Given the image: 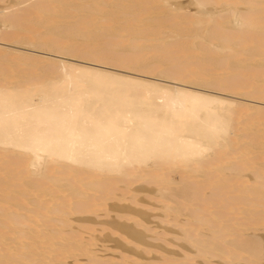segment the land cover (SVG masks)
Wrapping results in <instances>:
<instances>
[{"label":"bare ground","instance_id":"1","mask_svg":"<svg viewBox=\"0 0 264 264\" xmlns=\"http://www.w3.org/2000/svg\"><path fill=\"white\" fill-rule=\"evenodd\" d=\"M237 96L264 102V0H0V264H264Z\"/></svg>","mask_w":264,"mask_h":264},{"label":"rangeland","instance_id":"2","mask_svg":"<svg viewBox=\"0 0 264 264\" xmlns=\"http://www.w3.org/2000/svg\"><path fill=\"white\" fill-rule=\"evenodd\" d=\"M1 5H3V4H1ZM8 43H3V41H2V47H5L6 49H8V48H12L10 45H7ZM8 47V48H7ZM4 48V49H5ZM17 48V47H16ZM19 48H22V50L23 51H27V53H32L33 55H38V56H42V57H51V58H59V54H55V53H52V52H49V51H46V50H44V49H41V48H35V47H29V46H21V47H19ZM35 48V49H34ZM39 49V50H38ZM41 49V50H40ZM46 52H47V54H46ZM74 61L75 62H82V61H79V60H77V59H74ZM123 72H128V71H123ZM236 99H238V100H240V101H243V102H245V103H249V104H251V105H257L258 107H261V108H264V102L263 101H259V100H255V99H252V98H248V97H241V96H237L236 97ZM256 106V107H257ZM41 168L39 167V166H34V170L36 171V172H40L41 170H40ZM174 176L177 178V179H179V173H175L174 174ZM142 196V195H141ZM148 199H150V198H148ZM151 200V199H150ZM149 200V201H150ZM153 201H155V200H153ZM152 200L150 201V202H153ZM123 204H124V202H122ZM125 203H127V202H125ZM158 210V209H157ZM156 209H155V213H154V211H153V213H152V210H151V212L150 211H148V214L149 215H151V216H153V217H150V218H152V220H151V223H152V221H154L153 219H159L158 217H155L156 215H154V214H157V212L158 213H160L159 212V210L157 211ZM153 214V215H152ZM111 218V217H110ZM109 218V219H110ZM102 220H108V217H101V219L99 218V220H98V222H100V221H102ZM159 221V220H158ZM158 221H155V222H153V224H151L150 223V225L148 226L149 228H153V229H155L156 227H160L159 228V230H158V228H156L157 230H155L156 232H158L159 231V233L160 232H162V231H165V230H163V229H165V228H167L168 229V226H166L164 223H162V226L161 225H159V222ZM160 223V224H161ZM98 224V226H95L93 223H92V225H94L95 226V228H97V230H99V231H97V232H92L95 236L97 235V234H100L102 237H100V235H97V237H98V239H107V241H106V243L105 244H103V243H100L102 246L103 245H107V246H109V247H113V246H115L114 244L115 243H117L116 241H114V240H112V239H119V236H118V233L116 234V233H114L115 235H113V233H111V230H110V232H109V228H107L105 231H104V227H103V225H100L99 223H97ZM155 224V225H154ZM87 225H90V224H87ZM100 225V226H99ZM75 226H76V224H75ZM152 226V227H151ZM156 226V227H155ZM170 229H172V230H177L178 228H175V227H173V228H175V229H173L172 228V226L170 225ZM101 230H102V232H104L105 234H101L100 232H101ZM84 231V230H83ZM86 233H88V232H85L83 235H85V237H89L88 235H90V234H86ZM96 233V234H95ZM111 233V234H110ZM146 233H148V234H150V235H148V236H150V238H148L147 240L151 243V244H153V245H156V246H158L157 248H159V247H161V249L162 250H164V248H165V246H163L162 244H164L165 242H164V238L163 239H161V240H159L158 238H156V237H154V239H153V236H151V235H153L154 233H151V232H146ZM110 235V236H108V235ZM163 234L164 235H166V234H168L167 236H165V238H166V240L165 241H168V244H170L171 242H176L177 243V240H179V239H175L174 238V236L172 237V235H169V233H161V235H160V237H162L163 236ZM106 235V236H105ZM117 235V236H116ZM156 235V234H155ZM154 235V236H155ZM111 236H114V237H111ZM100 237V238H99ZM116 237V238H115ZM152 237V238H151ZM164 237V236H163ZM173 238V239H172ZM121 239V238H120ZM119 239V240H120ZM121 240H123V239H121ZM173 240V241H172ZM181 240V241H180ZM179 241H180V243H179V241H178V243L177 244H186L187 245V243H186V241L185 240H182V239H180ZM102 241V240H101ZM123 241H125V240H123ZM185 241V242H184ZM115 242V243H114ZM126 242V241H125ZM170 242V243H169ZM132 245V244H131ZM102 246H100L99 248L101 249V250H107V252H103V251H101L103 254L104 253H106V254H112V253H110L111 251H116L115 252V254L117 253V250L118 249H116V248H114L115 250H109L108 248H103ZM128 246H129V244H128ZM133 246V245H132ZM169 246H170V248H169ZM171 246H173V245H168V246H166L167 248H165V250L166 251H178V252H183V250H181V249H179L180 247H176V246H173V247H171ZM130 247V246H129ZM121 248V247H120ZM155 248V247H154ZM153 248V249H154ZM156 248V249H157ZM122 249V248H121ZM121 249H119V250H121ZM160 248H159V250H161ZM179 249V250H178ZM140 250V249H139ZM110 251V252H109ZM158 251V250H157ZM157 251H154L155 252V254H157L158 256H159V253L157 252ZM154 252H152V253H154ZM118 253H119V251H118ZM117 253V254H118ZM147 254H150L151 255V257L152 256H154V254H151V253H147ZM157 255H155V256H157ZM264 262V261H263Z\"/></svg>","mask_w":264,"mask_h":264}]
</instances>
